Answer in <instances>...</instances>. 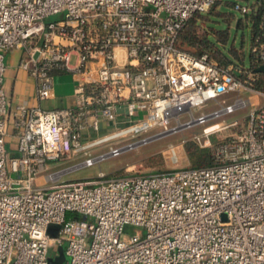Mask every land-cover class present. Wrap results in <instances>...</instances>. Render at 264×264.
I'll return each instance as SVG.
<instances>
[{"label":"built area","instance_id":"built-area-1","mask_svg":"<svg viewBox=\"0 0 264 264\" xmlns=\"http://www.w3.org/2000/svg\"><path fill=\"white\" fill-rule=\"evenodd\" d=\"M217 1L0 0V264H49L60 247L64 264H264V106L218 148L211 167L76 181L44 174L102 144L168 131L172 120L224 95L264 96L253 87L254 74L239 78L234 66L180 45L186 23ZM59 14L63 19L47 22ZM14 49L25 52L21 66L36 80L39 100L52 97L55 70L77 82L72 109H18L16 152L6 141L4 89L6 56ZM255 52L264 65V44ZM250 104L240 99L222 108L233 113ZM140 113L145 118L132 122ZM103 123L126 126L86 136ZM42 175L47 185L38 187ZM129 226L141 233L126 235Z\"/></svg>","mask_w":264,"mask_h":264},{"label":"rangeland","instance_id":"rangeland-1","mask_svg":"<svg viewBox=\"0 0 264 264\" xmlns=\"http://www.w3.org/2000/svg\"><path fill=\"white\" fill-rule=\"evenodd\" d=\"M256 1L220 0L216 13H214L215 10H211L209 14H204L205 17L211 15L210 18L208 17L209 19L198 18V25L196 26L198 36L211 35L210 27L219 32L228 31V45L219 43L213 37H210V40L217 45L221 56L223 54L227 58L239 60L245 54L244 63L249 68L251 66L252 23L247 19V16L235 10L234 4L250 7ZM230 17L232 18L231 22H229ZM61 19H63V14L50 17L47 22ZM238 21L243 22V27H238ZM181 47L192 55H196L198 52L196 47H190L186 44H181ZM231 47L235 48L229 50L228 48ZM215 54L218 53L213 52L214 61ZM240 99L251 101L252 104L233 113H229L222 108L235 105L237 100ZM263 106L264 96L260 94L246 90H241L239 93H230L218 98L216 101L207 102L202 109L185 113L178 120H172L168 131L155 128L134 137L126 136L102 144L87 154L75 155L53 163L44 174H55L57 180L61 181H76L98 179L100 173H104L107 178L113 179L128 175L159 174L171 171L174 167H192L193 162L186 151L188 144H194L200 149H208L214 153L217 148L224 146L232 136L247 125V116L251 111ZM202 116H206V120L200 122L198 119ZM143 118H145V113H140L138 116L133 117L131 121L138 122ZM234 123L238 125L236 127L232 126ZM125 126L103 123L100 132L89 133V139L93 140L111 135ZM17 145L18 141L12 147V152L17 151ZM171 148H174L176 152L178 159L176 165H173L171 161ZM114 149H120L122 153L118 156H111L110 154ZM101 156H104L103 160H100ZM87 159H96L97 162L93 166H84ZM136 233H141V230L131 226L125 230V234L128 236ZM56 255V250L50 248L49 257H55Z\"/></svg>","mask_w":264,"mask_h":264},{"label":"trees","instance_id":"trees-1","mask_svg":"<svg viewBox=\"0 0 264 264\" xmlns=\"http://www.w3.org/2000/svg\"><path fill=\"white\" fill-rule=\"evenodd\" d=\"M220 0H218L210 10L205 13L209 14L211 10L217 11V7L219 5ZM235 6V4H234ZM249 8V12L245 14L247 19L252 23V42H251V66L247 68L245 66V54L239 60H233L227 58L226 56H221L220 50L217 48V45L214 44L210 37L218 40L219 43L223 45H228L229 32L225 31H215L214 28L210 27L211 35L208 34L204 37H199L197 34L196 26L198 18L200 19H209L211 15L204 16V14H198L194 16L190 21H188L180 33V45L186 44L190 47H196L198 52L196 57H201L207 55L210 61H213L220 65L221 67H229L234 66L238 72L236 76L242 79L247 77V74H254L253 87L256 91L264 93V73H257L256 70L263 65V63L258 61L257 53L255 49L264 44V0H257L254 4H252ZM212 13V14H214ZM209 17V18H208ZM231 18V17H230ZM227 20V19H226ZM210 21V20H209ZM228 21V20H227ZM232 21V18L229 22ZM238 27H243V22L238 21ZM235 47L228 48L232 50ZM244 49V47H242ZM211 51V52H209ZM218 51V52H217ZM213 52L218 53L215 54V61L213 59ZM56 71V70H55ZM54 71V72H55ZM53 72V73H54ZM217 150L212 153L208 149H200L194 144H188L186 146L187 154L193 162L192 168H207L211 167L215 164L217 159Z\"/></svg>","mask_w":264,"mask_h":264},{"label":"crops","instance_id":"crops-1","mask_svg":"<svg viewBox=\"0 0 264 264\" xmlns=\"http://www.w3.org/2000/svg\"><path fill=\"white\" fill-rule=\"evenodd\" d=\"M26 58L23 49H14L6 56L7 71L4 80V89L9 102V114L6 121L7 144L10 150L17 142L15 122L20 107L41 108L43 110H68L76 105L77 82L68 71L56 70L53 73L54 87L52 97L41 101L37 96V82L30 73L21 66ZM89 133L87 137L89 138ZM85 136L84 142L87 141ZM68 169V168H67ZM38 187L47 185L45 176L37 179Z\"/></svg>","mask_w":264,"mask_h":264},{"label":"water","instance_id":"water-1","mask_svg":"<svg viewBox=\"0 0 264 264\" xmlns=\"http://www.w3.org/2000/svg\"><path fill=\"white\" fill-rule=\"evenodd\" d=\"M257 73H264V65L259 67L256 70ZM122 111H120L121 113ZM127 114V112H126ZM55 236V235H54ZM68 260L67 256L65 255L64 247H60L58 249V256L56 258H50L49 264H64Z\"/></svg>","mask_w":264,"mask_h":264}]
</instances>
